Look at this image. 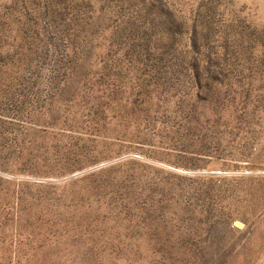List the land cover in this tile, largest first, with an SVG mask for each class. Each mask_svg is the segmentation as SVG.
<instances>
[{
  "label": "rangeland",
  "instance_id": "obj_1",
  "mask_svg": "<svg viewBox=\"0 0 264 264\" xmlns=\"http://www.w3.org/2000/svg\"><path fill=\"white\" fill-rule=\"evenodd\" d=\"M0 264H264V0H0Z\"/></svg>",
  "mask_w": 264,
  "mask_h": 264
}]
</instances>
